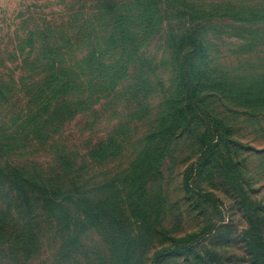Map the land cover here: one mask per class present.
<instances>
[{
  "label": "rangeland",
  "instance_id": "rangeland-1",
  "mask_svg": "<svg viewBox=\"0 0 264 264\" xmlns=\"http://www.w3.org/2000/svg\"><path fill=\"white\" fill-rule=\"evenodd\" d=\"M60 1L0 0L4 80L12 71L15 79L22 73L15 68L19 62L12 53H25L30 46L25 44L28 32L45 27L44 21L66 13L74 4ZM91 4L83 10L85 16ZM166 21L176 29L177 20ZM260 33L254 35L250 48L228 37L216 42V52L209 54L218 59L212 71L226 75L231 91L203 100L179 140L164 144L156 136L154 175L137 161L149 145L144 138L153 127L151 119L156 110L162 111L156 103L165 96L164 90L161 93L155 84L147 97L155 106L149 116L132 119L131 107L115 99L96 106V114L75 116L61 131L47 136L52 147L30 160L42 166L56 164L54 151L65 147L74 154L73 167L84 166L83 172L75 174L81 178L77 189L69 191L74 204H68V213L77 218L72 226L78 244L69 248L61 238L44 234L39 259L33 264L55 260L58 264H108L113 260L112 248L119 264L125 252L132 264H255L254 258L264 264V29ZM160 48L157 51L154 46L150 54L159 58ZM170 77L156 71L155 80L165 86L166 96L174 91L168 88ZM155 119L154 128H161L162 120ZM109 141L119 148L102 144L98 152L96 145ZM132 182L136 185L130 186ZM78 194L89 199V206L79 202L78 211L86 215L74 214Z\"/></svg>",
  "mask_w": 264,
  "mask_h": 264
},
{
  "label": "trees",
  "instance_id": "trees-1",
  "mask_svg": "<svg viewBox=\"0 0 264 264\" xmlns=\"http://www.w3.org/2000/svg\"><path fill=\"white\" fill-rule=\"evenodd\" d=\"M73 1L66 13L28 32L25 44L30 46L25 53H12L19 62L15 68L22 70L16 79L13 71L5 80L0 73V264H33L39 259L44 234L61 238L69 248L78 244L72 226L77 218H71L68 204H74L69 191L77 189L81 178L75 174L84 166L74 168V154L65 147L54 151L56 164L42 166L30 160L52 147L47 136L61 131L75 116L96 114V106L115 99L131 107L132 119L149 116L155 106L147 97L155 84L161 93L164 90L165 96L156 103L162 111L156 110L160 116L151 119L153 127L144 138L149 145L137 161L152 173L156 136L164 144L179 140L203 100L231 91L226 75L212 71L218 59L209 54L216 52V42L228 37L250 48L254 35L264 29V0ZM88 2L91 12L85 16ZM169 19L178 21L176 29ZM39 43L41 47H36ZM154 46L157 51L162 47L159 58L150 54ZM156 71L171 76L170 95L155 80ZM156 117L162 120L161 128H154ZM102 144L119 148L115 141L100 142L98 152ZM82 195L75 197L74 214L86 215L78 211L79 202L90 204ZM110 254L113 260L108 264H119L115 248ZM130 260L125 252L120 261L132 264Z\"/></svg>",
  "mask_w": 264,
  "mask_h": 264
}]
</instances>
